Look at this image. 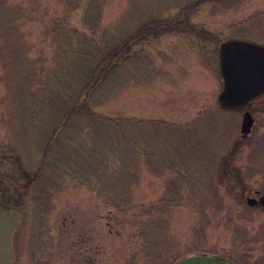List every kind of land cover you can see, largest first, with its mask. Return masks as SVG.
Instances as JSON below:
<instances>
[{"label": "rangeland", "instance_id": "obj_1", "mask_svg": "<svg viewBox=\"0 0 264 264\" xmlns=\"http://www.w3.org/2000/svg\"><path fill=\"white\" fill-rule=\"evenodd\" d=\"M213 1L16 0L10 30L0 0V152L16 195L0 202L21 211L16 264H87L85 248L90 264H176L204 242L231 245L233 209L250 194L219 183L243 117L218 100L220 35L195 29L125 45L173 9L223 13L240 2ZM236 19L231 33L252 26ZM253 154L264 160V140ZM60 215L84 232L61 240ZM193 230L206 232L203 243Z\"/></svg>", "mask_w": 264, "mask_h": 264}, {"label": "flooded vegetation", "instance_id": "obj_2", "mask_svg": "<svg viewBox=\"0 0 264 264\" xmlns=\"http://www.w3.org/2000/svg\"><path fill=\"white\" fill-rule=\"evenodd\" d=\"M202 1L206 5H214L216 3L213 0ZM1 6L3 9L2 15L5 17L6 22L11 25L10 30L18 27L19 15L17 14L18 4L16 0H1ZM230 7V9L224 10L225 12L221 13L218 9L208 10L207 7L203 11L201 9L195 10L192 5H184L182 9H173L171 16L151 18L150 21L142 25L138 33L130 37L125 45L128 48L131 42H140L139 40L149 42L158 38H161V41L175 40L177 37L176 33H187L195 29L205 31L206 28L210 32H217L221 37L218 43L219 65L221 46L229 41L237 39L248 40L264 49V21L255 20L257 13H264V0H240L238 4ZM237 17L240 25L248 20V23L251 22L252 26L243 33L235 34L229 32L230 25L237 21ZM4 76L5 68L0 62V100L2 97H5L6 93L3 92L6 90ZM238 110L242 112V123L245 114L249 112L253 119V125L250 132L244 134L241 123L238 137L230 152L223 159L224 169L219 176V183L222 185L221 189L225 191L228 190L233 193V190L237 189L244 195L250 194V196L242 197L241 203L233 209L232 214L236 218V221L228 229L231 245L220 250L213 249L210 246L206 248L208 244L200 241L201 239H205L206 232L201 233L200 231L193 230V241L197 237L195 240H198V243H203V246L202 248L187 250L181 254V258L176 264H184L188 259L195 261V264H237L245 259L249 264H264V236L260 233V230L264 227V202H262L264 198V160H258L253 154V148L256 143L259 140H264V96L251 102L248 107ZM4 162L0 152V196L9 197L7 195L10 193L9 200L11 201V199L15 200L16 195L11 192L9 186H4V183L10 185L12 182L10 177L14 175L13 164H4ZM250 199L253 200L252 204L248 202ZM12 205L14 206V204ZM220 206H222V203ZM244 206L252 207L255 210L251 215L245 216L242 214ZM59 218L62 219V223L58 227L61 233V240H65L76 232H84L83 228L75 226L76 220L72 217H62L60 215ZM95 220L97 221V218L91 219V222H89L90 226H95ZM198 222L199 218L192 225V229L194 226L198 229ZM236 227L243 228L244 234L241 235L242 239L237 236ZM216 235L219 236V233ZM92 240L93 238H91ZM84 242L85 240L81 238L79 248H83ZM18 252L21 251L18 250ZM23 253L21 252L20 256L16 253L15 264L22 257ZM80 254L85 263L90 264L93 261L92 253L88 248H85L84 251L80 250Z\"/></svg>", "mask_w": 264, "mask_h": 264}, {"label": "water", "instance_id": "obj_3", "mask_svg": "<svg viewBox=\"0 0 264 264\" xmlns=\"http://www.w3.org/2000/svg\"><path fill=\"white\" fill-rule=\"evenodd\" d=\"M220 76L223 91L219 102L227 109H244L264 96V49L248 40H232L221 46ZM253 125L249 112L244 116L242 132L248 134ZM252 204L253 200H248ZM264 202V198L262 199ZM14 208L0 203V264H14L13 237L19 226ZM184 264H195L188 259Z\"/></svg>", "mask_w": 264, "mask_h": 264}]
</instances>
